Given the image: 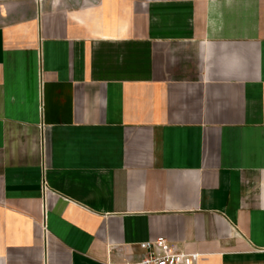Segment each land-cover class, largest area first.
<instances>
[{"label":"crops","instance_id":"0c3cea01","mask_svg":"<svg viewBox=\"0 0 264 264\" xmlns=\"http://www.w3.org/2000/svg\"><path fill=\"white\" fill-rule=\"evenodd\" d=\"M161 237L264 264V0H0V264Z\"/></svg>","mask_w":264,"mask_h":264},{"label":"built area","instance_id":"2783aa9c","mask_svg":"<svg viewBox=\"0 0 264 264\" xmlns=\"http://www.w3.org/2000/svg\"><path fill=\"white\" fill-rule=\"evenodd\" d=\"M43 0H39L42 3ZM46 214L43 209V226L46 229ZM142 252L137 259L122 264H197V257L181 251L165 238H158L139 245ZM107 264H115L109 261Z\"/></svg>","mask_w":264,"mask_h":264}]
</instances>
